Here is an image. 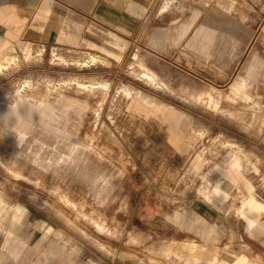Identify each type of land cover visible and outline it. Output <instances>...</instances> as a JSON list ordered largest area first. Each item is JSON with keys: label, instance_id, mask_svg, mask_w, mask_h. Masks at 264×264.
I'll return each mask as SVG.
<instances>
[{"label": "rangeland", "instance_id": "374dc122", "mask_svg": "<svg viewBox=\"0 0 264 264\" xmlns=\"http://www.w3.org/2000/svg\"><path fill=\"white\" fill-rule=\"evenodd\" d=\"M114 1L78 44L0 11V264H264V0Z\"/></svg>", "mask_w": 264, "mask_h": 264}, {"label": "crops", "instance_id": "0c3cea01", "mask_svg": "<svg viewBox=\"0 0 264 264\" xmlns=\"http://www.w3.org/2000/svg\"><path fill=\"white\" fill-rule=\"evenodd\" d=\"M121 1H124L123 17L129 19V22L139 21L143 10L147 11L150 6L149 0ZM116 3H105V0H0V11L18 10L24 16H27L26 13L30 16L31 11L47 15L44 26L38 27L40 29L36 31L39 38H28L29 40L47 44H78L93 40L89 31L95 24L120 32L115 27L119 25ZM30 23V20L25 23L27 28H30Z\"/></svg>", "mask_w": 264, "mask_h": 264}, {"label": "clouds", "instance_id": "9594fccd", "mask_svg": "<svg viewBox=\"0 0 264 264\" xmlns=\"http://www.w3.org/2000/svg\"><path fill=\"white\" fill-rule=\"evenodd\" d=\"M12 94L9 95V99L11 100ZM16 103L11 102L9 104V110L5 113L0 114V137L4 136V130L8 129V131H12L10 127V122L13 118L16 117Z\"/></svg>", "mask_w": 264, "mask_h": 264}, {"label": "bare ground", "instance_id": "6f19581e", "mask_svg": "<svg viewBox=\"0 0 264 264\" xmlns=\"http://www.w3.org/2000/svg\"><path fill=\"white\" fill-rule=\"evenodd\" d=\"M244 82H245V80L238 81V79H236L232 83V87L235 88V89H240L243 86Z\"/></svg>", "mask_w": 264, "mask_h": 264}]
</instances>
